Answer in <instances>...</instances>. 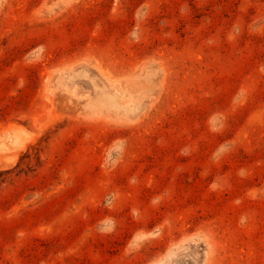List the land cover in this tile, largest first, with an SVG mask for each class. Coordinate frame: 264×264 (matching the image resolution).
I'll return each instance as SVG.
<instances>
[{"label": "rangeland", "instance_id": "374dc122", "mask_svg": "<svg viewBox=\"0 0 264 264\" xmlns=\"http://www.w3.org/2000/svg\"><path fill=\"white\" fill-rule=\"evenodd\" d=\"M0 264H264V0H0Z\"/></svg>", "mask_w": 264, "mask_h": 264}]
</instances>
